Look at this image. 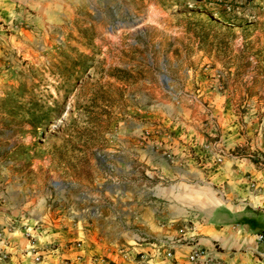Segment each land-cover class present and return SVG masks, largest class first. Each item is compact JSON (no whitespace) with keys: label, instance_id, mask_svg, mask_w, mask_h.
Segmentation results:
<instances>
[{"label":"rangeland","instance_id":"rangeland-1","mask_svg":"<svg viewBox=\"0 0 264 264\" xmlns=\"http://www.w3.org/2000/svg\"><path fill=\"white\" fill-rule=\"evenodd\" d=\"M1 1L0 264H52L173 166L208 202L235 161L264 173V0H47L31 23Z\"/></svg>","mask_w":264,"mask_h":264},{"label":"crops","instance_id":"crops-1","mask_svg":"<svg viewBox=\"0 0 264 264\" xmlns=\"http://www.w3.org/2000/svg\"><path fill=\"white\" fill-rule=\"evenodd\" d=\"M46 2L2 0L1 5L8 21L31 23L41 17L47 21L51 11ZM235 163L239 165L235 173L216 176L217 183L230 185L231 192L224 203L218 197L207 201L203 175L185 169L191 165L189 161L186 166H173L178 178L175 176L159 193H151L148 201L106 213L101 224L87 222L85 229L79 230L75 225L72 233L63 232L62 253L52 255V264H189V245L177 246L174 259L169 260L165 251L159 253L150 241L142 240L177 237L187 223L193 226L187 234L195 235L198 244L224 264H264V240L258 239L260 234L264 236V173L250 161ZM245 170L254 174L251 190L252 183L242 177ZM67 240L81 244L64 247Z\"/></svg>","mask_w":264,"mask_h":264},{"label":"built area","instance_id":"built-area-1","mask_svg":"<svg viewBox=\"0 0 264 264\" xmlns=\"http://www.w3.org/2000/svg\"><path fill=\"white\" fill-rule=\"evenodd\" d=\"M191 225V226H190ZM192 224H185L179 230L177 237H165L160 240H148L143 238L144 242L150 241L154 245V249L162 253L165 251L164 256L169 259H174V249L177 246L187 244L190 246V251L187 257L189 264H224L222 260L215 257L208 249L200 246L196 240L195 235H188L187 231H192ZM259 241L264 240V236L260 234L258 236Z\"/></svg>","mask_w":264,"mask_h":264}]
</instances>
